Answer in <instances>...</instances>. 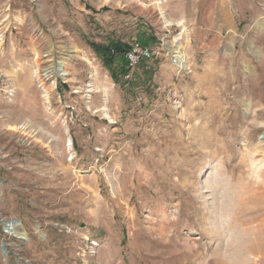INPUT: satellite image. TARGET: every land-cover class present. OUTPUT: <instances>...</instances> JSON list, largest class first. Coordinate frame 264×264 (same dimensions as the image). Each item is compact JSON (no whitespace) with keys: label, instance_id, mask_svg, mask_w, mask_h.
Here are the masks:
<instances>
[{"label":"rangeland","instance_id":"1","mask_svg":"<svg viewBox=\"0 0 264 264\" xmlns=\"http://www.w3.org/2000/svg\"><path fill=\"white\" fill-rule=\"evenodd\" d=\"M0 264H264V0H0Z\"/></svg>","mask_w":264,"mask_h":264},{"label":"trees","instance_id":"2","mask_svg":"<svg viewBox=\"0 0 264 264\" xmlns=\"http://www.w3.org/2000/svg\"><path fill=\"white\" fill-rule=\"evenodd\" d=\"M137 41L143 45L151 46L156 41V38L154 35L142 34ZM91 46L95 53L102 59L103 64L109 69L114 81L119 82L121 77L129 74L130 68L126 54L131 48V43L114 40L108 44L92 42Z\"/></svg>","mask_w":264,"mask_h":264},{"label":"bare ground","instance_id":"3","mask_svg":"<svg viewBox=\"0 0 264 264\" xmlns=\"http://www.w3.org/2000/svg\"><path fill=\"white\" fill-rule=\"evenodd\" d=\"M170 53L174 59V61L176 62V64H178L180 67H186L187 65V56L181 46V44H175L174 46H170ZM69 51H71L69 49ZM66 63L67 60L66 59H61L59 60V65L57 68H54V65L51 64L48 69L46 70V72L44 73L45 76H54L55 74H57L58 76H62L65 77L66 75H68V72L66 70ZM105 109V108H104ZM107 109V108H106ZM107 111V110H106ZM107 114V113H106ZM109 115V114H108ZM254 214V213H253ZM7 224V228L9 230V232H11L12 234H15L17 237H23L26 236V233L20 228V223L19 221H11L10 223H6ZM247 227V226H245ZM245 231V230H244ZM263 231V230H262ZM261 234V233H260ZM250 236V235H249ZM240 237V236H239ZM251 237V236H250ZM255 237L256 234H255ZM241 238V237H240ZM245 238V236H244ZM253 238V237H252ZM254 239V238H253ZM260 240V239H259ZM258 240V241H259ZM230 241V240H229ZM253 241V240H252ZM251 241V242H252ZM231 244V243H230ZM240 244V243H239ZM256 245V244H255ZM228 247V246H227ZM250 247V246H249ZM260 247V246H259ZM246 248V247H245ZM258 248V245H257ZM256 249V248H255ZM258 250V249H257ZM254 251V250H253ZM256 251V250H255ZM254 251V252H255ZM260 252V251H258Z\"/></svg>","mask_w":264,"mask_h":264},{"label":"built area","instance_id":"4","mask_svg":"<svg viewBox=\"0 0 264 264\" xmlns=\"http://www.w3.org/2000/svg\"><path fill=\"white\" fill-rule=\"evenodd\" d=\"M154 51L151 46L143 45L141 42L135 40L131 43V48L126 54L128 66L130 69L137 67L142 61L152 58ZM100 246V243L96 240H91L89 248L92 253L96 252V248Z\"/></svg>","mask_w":264,"mask_h":264}]
</instances>
